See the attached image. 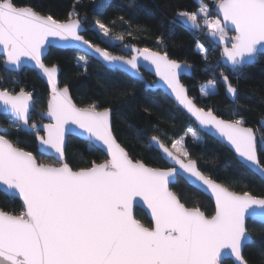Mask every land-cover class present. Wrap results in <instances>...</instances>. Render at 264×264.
<instances>
[{
  "label": "snow or ice",
  "instance_id": "6c2138e0",
  "mask_svg": "<svg viewBox=\"0 0 264 264\" xmlns=\"http://www.w3.org/2000/svg\"><path fill=\"white\" fill-rule=\"evenodd\" d=\"M215 6L216 18H211L203 4L198 12L179 11L177 16L195 29L201 28L202 20L213 40L218 38L224 45L222 55L231 71L239 74L264 56V0H215ZM81 23L72 13L61 22L32 5L0 0V56L5 70L18 71L31 62L47 77L51 96L46 115L51 122L42 126L45 136L39 134L40 126L29 124L33 94L23 89L14 92L0 87V113L11 115L12 127L20 129L14 122L19 121L34 131L45 154H55L57 162L40 163L32 152L0 134V192L10 200L22 201L18 214L0 209V264H226L227 256L234 258L235 264H249L244 256V250L253 244L249 225L264 229V197L229 191L204 175L196 162L188 159L183 138L173 140L169 147L158 135H151V145L164 158L179 165L193 184L198 182L215 198L211 216L199 207H186L169 187L179 170L134 161L114 136L111 108L100 109L95 102L78 107L69 88L57 86V67H49L43 60L46 45L55 38L65 46H86L106 62L114 66L119 62L136 72L137 55H142L155 66L178 105L200 125L215 129L249 170L264 179L253 129L244 127L243 119L222 120L212 108L197 107L179 81L181 66L170 60L166 51L160 54L144 48L137 52L133 48L137 55L131 58L112 56L84 38ZM99 29L108 35L104 24H99ZM229 32L234 35L229 37ZM157 43L162 44V38ZM198 48L207 60V49L203 45ZM220 75L226 92L235 98L238 89L227 75ZM207 83L214 92L216 81ZM210 94L201 92L202 96ZM69 125L80 130L90 151L102 148L108 158L102 163L92 161L87 167H71L65 159ZM260 151L264 152V141ZM136 198L150 210L151 227L134 218L133 204L139 203Z\"/></svg>",
  "mask_w": 264,
  "mask_h": 264
},
{
  "label": "trees",
  "instance_id": "16d2710c",
  "mask_svg": "<svg viewBox=\"0 0 264 264\" xmlns=\"http://www.w3.org/2000/svg\"><path fill=\"white\" fill-rule=\"evenodd\" d=\"M16 3L32 5L41 14L52 15L61 22L66 21L70 13L74 14L86 27L85 39L114 55L128 57L129 46L148 48L162 54L166 51L170 60L191 67V77L183 78L182 83L188 87L189 97L195 103L201 98V86L214 79L217 92L201 99L205 110L212 108L214 114L227 121L243 119V125L252 128L259 138L258 154L264 163V152L260 151V139H264L261 127L264 121V56L237 74L220 64L222 49L212 42L202 20L199 21L201 28L195 29L188 26L184 18L177 16L179 11L198 12L203 4L208 6L211 17H216V6L212 0H16ZM99 24L109 29L107 36L98 31ZM232 35L229 32V37ZM160 38L162 44L157 43ZM198 45L207 49V60L198 51ZM44 62L49 67L55 65L61 69V87L69 88L79 107L95 102L100 109L111 108L114 135L134 161L140 160L148 167L169 168L152 147L151 135H158L169 147L173 140L184 138L189 158L197 163L203 174L238 194L248 191L254 196L264 197V182L242 165L223 144L202 133L162 91L146 90L144 83L120 71L108 70L76 51L51 49ZM221 72L238 89L235 98L226 92ZM143 75L147 82L152 83L150 75ZM0 87L14 92L20 89L31 92L36 109L46 112L49 89L34 71H7L0 57ZM10 119L0 117L7 137L18 147L32 152L38 162L55 165L54 159L38 152L36 135L22 131L21 127H12ZM41 122L40 114L33 113L30 124ZM188 129L200 136L202 141L196 142L187 136ZM138 131L142 133L139 136ZM106 159L102 151H90L89 143L74 137L68 139L66 160L74 169L87 167L92 161L102 163ZM171 190L186 207H199L208 216L215 214L212 201L181 178ZM20 206L17 199L10 200L0 192V209L18 214ZM136 219L145 226H152L140 210L136 211ZM249 233L253 244L245 249L244 256L249 264H264V229L250 224ZM226 264L233 263L228 260Z\"/></svg>",
  "mask_w": 264,
  "mask_h": 264
},
{
  "label": "water",
  "instance_id": "95a60500",
  "mask_svg": "<svg viewBox=\"0 0 264 264\" xmlns=\"http://www.w3.org/2000/svg\"><path fill=\"white\" fill-rule=\"evenodd\" d=\"M216 13H217V10H216ZM86 27L84 26L83 23H81V34L84 36L85 33H86ZM233 33V32H232ZM234 34V33H233ZM210 37V39L212 40V42L219 46L221 49H222V52H223V47L224 45L220 44L218 42V38H216L215 40H213V38L208 35ZM85 38V37H84ZM52 40V43L50 45H46V48H45V55L43 57V60H45V58L48 56L49 52L51 49H58V50H62V51H66V50H70V51H76V52H79L87 57H90L92 59H94L95 61H97L98 63H100L104 68L108 69V70H116V71H120L124 74H126L127 76H129L130 78L134 79V80H137L141 83H144L145 84V87H146V90H151V91H162L179 109H181L192 121L193 123L196 125V127L202 132L204 133L205 135L209 136L210 138L214 139L215 141L223 144L227 149H229L237 158V160L242 164L244 165L247 169H249L246 165H245V162L242 161V159L235 153V150L231 147V145L228 144V142L221 136H219V134L215 131V129H210V128H205L204 126L200 125L198 121H195V118L192 117L190 114H188L186 112V110L182 109L181 106L178 105V103L176 102L175 100V97L174 95L171 94V90L167 88V85L164 84V82L160 79V77L156 74V70H155V66L153 64H151L150 61H146L143 59V56L142 55H137V52L139 51H142L143 49H138V48H135L137 50V52H133V48L134 47H127V50L130 52L131 56L132 55H137V58H138V68H139V71L136 72L135 70H132L129 68V66L127 65H124V64H120L119 62H117V65L114 66L113 64H110L108 62H106L98 53H96L94 51V49H89L87 48L86 46H82V47H77V46H65L64 42L58 40V39H55V38H50ZM101 48V47H100ZM101 49H104V48H101ZM106 50L110 55L112 56H119V55H114L112 53H110L107 49H104ZM151 52H154V51H151ZM162 54V53H160ZM130 57H126V58H131ZM2 57V56H0ZM3 58V57H2ZM169 58V57H168ZM177 62V61H176ZM220 64L226 68H228L229 70H231V65L228 64L226 62V59L225 57L222 55L221 53V58L219 60ZM45 63V62H44ZM181 68H180V71H179V81L180 83L184 86V84L182 83V79L183 78H189L191 77V74H192V69L189 65H186L184 63H180V62H177ZM253 64L251 65H247V66H252ZM245 66V67H247ZM57 67V66H56ZM5 68V66H4ZM25 69H29V70H32L34 71L37 76L47 85L48 89H49V93H50V96H51V86L48 84L47 82V77L43 75V73L35 68L33 66V64L31 62H26L20 70L16 71V70H13V71H10V72H13V73H20L22 72L23 70ZM58 71H57V77H56V80H57V86L59 88H63L61 87V81H60V75H61V69L59 67H57ZM148 74L150 75L154 81L152 83L150 82H147L144 75L143 74ZM187 90V93H188V96H189V89L188 87L184 86ZM69 94L71 95L70 91H69ZM49 96V98H50ZM229 96H231L229 94ZM72 97V95H71ZM73 100V98H72ZM73 103H75V101L73 100ZM195 103V102H194ZM76 104V103H75ZM196 104V103H195ZM77 105V104H76ZM78 106V105H77ZM79 107V106H78ZM197 107H199L197 105ZM47 111V110H46ZM112 111V110H111ZM39 113L40 116H41V119H42V122L40 124H38L37 126H40L41 127V130L39 132V134L41 136H45L46 133L43 131L42 129V126L44 124H48L50 123V119L47 117L46 115V112H40L36 109L35 105H34V100L32 101V107L30 108V111H29V117H30V120H29V124L31 122V119H32V114L33 113ZM216 115V114H215ZM11 117L10 114H4V113H0V117ZM217 116V115H216ZM218 117V116H217ZM219 119H222L220 117H218ZM224 120V119H222ZM20 124V127H21V130L24 131V132H28V133H32V134H35L36 133L34 131H31L29 130L27 127H24L22 125L21 122L19 121H16ZM112 125H113V111H112ZM244 126V125H243ZM245 127V126H244ZM261 127H262V130L264 131V121L261 122ZM69 128V131L66 132L65 134V159H66V147H67V143H68V139L71 138V137H74V138H77V139H80L82 141H85L88 143L87 139L80 135V130L78 128H76L75 125H69L68 126ZM248 128V127H247ZM254 131V130H253ZM255 132V131H254ZM7 133V130L1 125L0 123V134H6ZM256 134V132H255ZM115 136V135H114ZM256 138H257V144L259 145V138L256 134ZM37 140V139H36ZM118 142V141H117ZM119 143V142H118ZM122 146V145H121ZM37 147H38V152L45 156V157H48V158H51V159H55V154L49 152L47 154H45L44 152V149L39 145V142L37 141ZM162 157V159L165 161V163L168 165V167H176L178 170H179V165H173V163L169 160H167L166 158H164L162 156V153H160L156 148L155 146H152ZM100 151H102L106 157H107V154H106V151L103 150L102 148L101 149H98ZM130 156V155H129ZM108 158V157H107ZM183 159V158H182ZM38 161V160H37ZM57 163V162H56ZM185 163H187V160H185ZM197 164V163H196ZM147 166V165H146ZM198 167V165H197ZM199 169V168H198ZM200 170V169H199ZM252 172V171H251ZM179 173L176 177H175V181L174 183L170 184L169 187H170V190H171V187L172 186H175L177 184V180L178 178H181L183 181H185L190 187L196 189L197 191H199L200 193L204 194L205 196H207L213 203L214 207H215V198L214 196H212L211 194V191L210 190H206V188L202 185H200L198 182L193 184L190 180V178L188 177V175L186 173H183L182 170H179ZM205 175V174H204ZM257 175L263 182H264V179H262L259 174H255ZM217 183V182H216ZM219 184V183H218ZM172 191V190H171ZM231 191V190H229ZM137 201H139V203H135L133 204V215H134V218H136V211L137 210H140L142 212H144L148 218V220L152 223L151 221V214H150V210L147 209V206L143 204V201L140 200V198H136ZM20 203H22V201H20L19 199H17ZM250 235V233H249ZM251 236V235H250ZM252 238V237H251ZM253 241V240H252ZM245 251V250H244ZM225 260L226 261H231L233 264H235L234 262V258L230 257V256H227L225 257Z\"/></svg>",
  "mask_w": 264,
  "mask_h": 264
},
{
  "label": "rangeland",
  "instance_id": "374dc122",
  "mask_svg": "<svg viewBox=\"0 0 264 264\" xmlns=\"http://www.w3.org/2000/svg\"><path fill=\"white\" fill-rule=\"evenodd\" d=\"M212 1L215 2V0H212ZM209 13H210V10H209ZM210 16H211V15H210ZM211 18H216V17L212 16ZM184 21H185V20H184ZM185 23H186L188 26H191V24H190L189 22H186V21H185ZM191 27H192V26H191ZM98 31L102 34V36H104L102 30L98 29ZM127 51H128V50H127ZM198 51L200 52L199 48H198ZM82 61H83V60H82ZM202 90H207V91H209L211 94L217 92L216 86H215V91L213 92V91L208 87V84H205V85L201 86V88H200V95H201ZM203 97H206V96H202V95H201V98L197 99V100H196V103H197V105H198L199 107H203V108H204L205 105L203 104V102H202V100H201ZM193 133H194V135H195V139L193 138ZM187 136L193 138L196 142H201V141H202V138H201L200 136H198L194 131H191V133H188ZM183 140H184V138H183ZM260 140H261V141H264V139H260ZM182 158H183V157H182ZM183 159H185V158H183ZM188 159H190V158H188ZM185 160H187V159H185Z\"/></svg>",
  "mask_w": 264,
  "mask_h": 264
},
{
  "label": "flooded vegetation",
  "instance_id": "af4514ba",
  "mask_svg": "<svg viewBox=\"0 0 264 264\" xmlns=\"http://www.w3.org/2000/svg\"><path fill=\"white\" fill-rule=\"evenodd\" d=\"M127 56H128V57H130V56H131V54L127 53ZM144 74H145V73H144ZM153 81H154V79H153ZM153 81H152V82H153ZM30 123H31V122H30Z\"/></svg>",
  "mask_w": 264,
  "mask_h": 264
}]
</instances>
